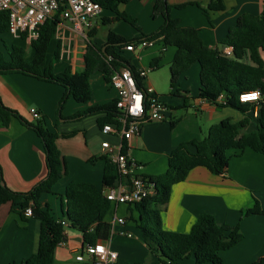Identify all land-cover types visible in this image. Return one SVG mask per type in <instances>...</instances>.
<instances>
[{
	"label": "crops",
	"instance_id": "0c3cea01",
	"mask_svg": "<svg viewBox=\"0 0 264 264\" xmlns=\"http://www.w3.org/2000/svg\"><path fill=\"white\" fill-rule=\"evenodd\" d=\"M137 1H140L139 7H135L137 5L129 7V2L118 6L120 12L127 14L135 22L138 21L140 10L144 15H151L153 9L152 0ZM166 1L171 7L170 18L178 20L181 26L196 29L203 44L209 48L219 47L240 15L259 16L264 10V0H221L225 9L208 11L207 17L202 9H206L215 0ZM180 5L186 6L182 9L177 8ZM104 11L106 10H102L94 19L92 28L94 34L89 35L88 42L97 47H103L106 37L99 43L93 42L99 25L107 27L120 22L107 24L108 20L113 18V14ZM156 18L154 20L156 19L157 27L160 28L164 19L162 16ZM7 33L10 34L9 32L0 34V45L4 44L8 52L6 59L0 48L5 61L10 60L11 47L15 46L14 42H11L8 50L6 44L1 42V37ZM114 33L123 37L116 31ZM10 35L14 39L24 40L30 48V41L26 38H22L21 35ZM55 39L60 45V53L52 72L60 74L67 67L72 73L82 71L86 44L84 45L73 33L67 21L59 18ZM156 44L162 43L157 42L148 48H153ZM156 53L155 49H151L148 53L141 52L140 56L124 58L130 61L135 70H145L142 56L147 54L152 56ZM58 62H61V65L57 64ZM149 67L146 70L157 69L156 61ZM141 84L144 87L151 86L159 95L147 75ZM90 86L91 98L88 104H79L68 98L61 105L64 89L60 85L18 72L0 74V99L3 105L17 112L29 125L59 135L55 144L64 162L66 176L55 184L53 194H44L40 198L41 204L48 205L56 219L62 217L63 209L58 204L60 195L64 193L69 183L92 184L103 195L107 190L102 183L104 161L100 154V143L106 140L117 145L119 139L113 135L101 134L99 121L105 117L103 113L77 121H71L70 118L87 108L115 101L117 93L101 74L91 78ZM198 89L199 84L193 93L186 90L185 96L181 97L183 103L178 106H169L160 99L168 107L165 121L144 124L138 137L123 143V151L140 166L138 171L140 176L149 178L163 174L167 169L168 156L177 146L204 139L208 129L222 119L229 118L233 122H238L244 117L229 107L218 108L212 103L199 100L196 97ZM159 97L161 98L160 95ZM176 109H182L184 112L178 115L175 113ZM33 112L38 113L39 119L32 116ZM253 127L254 124L251 123L247 129L251 130ZM0 171L2 184L17 193L29 192L46 176L45 154L40 138L35 130L16 119H12L6 128L0 129ZM255 200L260 208L264 209V157L247 149L241 155L230 156L223 174H212L205 168L197 167L189 172L183 182L173 185L169 201L160 212L162 228L170 232L187 233L201 214H210L219 226H238L243 236L237 245L219 253L223 264H251L264 256V214L243 218L240 215L241 211L251 208ZM130 214L137 219L138 214L133 206L118 205L112 206L105 217L111 224V236L105 244L117 253L114 264H126L121 257L126 260V255L143 244L140 231L135 223L128 219ZM115 217L123 219V224L113 222ZM130 223L138 230V236L133 235ZM38 236V220L31 216L20 217L13 212L10 203L0 206V264H20L25 261L36 252ZM119 236L129 241L121 243L117 241ZM82 248L81 233L72 228L66 229L63 241L55 249L54 264H76L75 257ZM150 256L152 259L150 258L148 264H155L156 258L151 254ZM133 264L141 263L134 260ZM187 264H193V261Z\"/></svg>",
	"mask_w": 264,
	"mask_h": 264
},
{
	"label": "trees",
	"instance_id": "16d2710c",
	"mask_svg": "<svg viewBox=\"0 0 264 264\" xmlns=\"http://www.w3.org/2000/svg\"><path fill=\"white\" fill-rule=\"evenodd\" d=\"M95 1L102 10L113 14V18L109 19L107 24L125 21L135 27V20L118 10L119 5L131 0ZM152 1V15L162 16L163 25L150 36L137 40H126L108 31L103 45L104 52L101 50L102 47L88 42L83 56L82 71L72 73L67 67L62 73L54 74L52 65L46 66L47 49L55 39V30L59 23L57 13L45 20L38 29V37L30 41L33 56L27 58L24 49L12 46L10 60L5 61L0 51V74L18 72L56 83L64 89L61 105L68 98L86 105L91 98L90 81L93 76L101 74L109 82L112 74L121 68L128 69L136 75L130 61L122 55L124 47L129 44L159 39L164 48L168 46L175 48L170 68L171 86L175 84L179 73L197 63L200 73L196 97L218 108L234 109L244 117L238 122H233L229 118L222 119L208 129L204 139L177 146L168 156L166 171L148 178L149 183L153 185V195L139 203L129 205L135 208L137 219L131 214L128 219L134 222L140 231L143 244L156 258L155 264H180L189 258H193V264H223L219 253L231 249L243 238L238 226H219L212 215L204 213L195 220L189 232H170L162 228L160 212L169 201L172 186L183 182L194 168L202 167L212 174H223L230 156L241 155L247 149L264 157V10L259 16L240 15L235 26L228 30L220 45L232 47L233 57L229 58L224 56L218 47L212 49L204 45L196 29L181 26L178 20L171 19L169 16L171 7L166 0ZM185 6L180 5L177 8L182 9ZM224 9L222 1L215 0L202 11L208 17V11ZM8 24V12L0 11V34L8 32ZM93 34L92 30L89 35ZM21 36L25 38L24 35ZM59 50L58 43L53 57L54 62L59 59ZM136 82L142 87L141 80L136 79ZM250 91H258L259 100L256 103H241L239 95ZM219 96H222L221 100H218ZM115 101L87 108L73 115L70 120L77 121L103 113L105 117L99 121V125L101 127L104 124L113 125L117 115ZM255 110L257 115L253 116ZM248 113L251 115H247ZM12 119L35 130L44 149L47 171L43 180L26 193L13 192L3 185L0 171V206L10 203L13 212L20 217H24V210L30 208L31 217L39 221L37 250L20 264H54L55 249L63 241L64 232L68 228L81 233L83 246L108 241L111 236V224L105 217L113 205L92 184L71 182L66 186L64 193L60 195L63 211L59 219L52 216L48 205L41 204V196L53 194L55 184L66 176L64 162L55 144L59 135L29 125L17 112L5 107L0 99V129L6 128ZM251 123L254 127L248 130L247 127ZM102 159L104 161L102 183L104 187H111L118 179V173L109 159L104 156ZM257 214H264V209H261L255 200L251 208L241 211L240 217ZM61 221L66 225H62ZM76 264L94 263L88 260ZM251 264H264V256Z\"/></svg>",
	"mask_w": 264,
	"mask_h": 264
},
{
	"label": "built area",
	"instance_id": "2783aa9c",
	"mask_svg": "<svg viewBox=\"0 0 264 264\" xmlns=\"http://www.w3.org/2000/svg\"><path fill=\"white\" fill-rule=\"evenodd\" d=\"M0 11L8 12V32L15 36L24 35L28 41L38 37V29L46 19L59 13V18L68 22L73 33L82 42H88L94 19L102 9L95 0H0ZM157 42H160L159 39L141 40L125 46L123 50L129 52L142 50L152 47ZM218 49L224 56L233 57L231 46L220 45ZM135 72L136 75L128 69L121 68L112 74L109 85L117 93L115 101L117 115L115 124H104L100 130L103 135H113L119 139L117 145L106 140L100 143L101 156L109 159L118 173V179L113 186L107 187L104 193L106 200L113 206L134 205L153 195V185L149 183L148 178L138 174L140 166L123 151V143L138 137L144 124L165 121L168 111V107L151 86L137 85L136 79L142 82L148 70L140 69ZM259 98L258 91L239 95L241 103H256ZM221 99L222 96H219L218 100ZM253 115H257L256 110ZM32 116L35 119L40 117L37 112H33ZM24 215L31 216V209L26 208ZM113 222L123 224V219L115 217ZM61 224L66 225L64 221H61ZM88 260L94 264H114L117 253L110 250L105 242L98 241L94 245L83 246L75 257L76 263Z\"/></svg>",
	"mask_w": 264,
	"mask_h": 264
},
{
	"label": "rangeland",
	"instance_id": "374dc122",
	"mask_svg": "<svg viewBox=\"0 0 264 264\" xmlns=\"http://www.w3.org/2000/svg\"><path fill=\"white\" fill-rule=\"evenodd\" d=\"M140 1L137 0H131L129 1V7L132 5H137L135 7L140 6ZM108 12L107 10L104 11V13ZM140 15L138 17V21L135 22V27L131 26L130 24L126 23L125 21H120L118 23H113L111 26H105V25H99L96 35L94 36L95 43H99L104 39L108 31L117 32L120 35H122L126 40H131L132 38L135 39H141L142 37L150 36L151 34L155 33L159 28L157 27L156 23V17H153L152 13L151 15H144L143 11L140 10ZM154 18H156L154 20ZM1 42H4L10 50L11 42H14L15 46L21 47L26 51L27 58H30L33 54L32 50L27 46V44L24 42V40H17L12 38L10 34H5L2 37ZM57 40L53 39L47 49L46 53V66H49L50 64L55 66V63L53 61L54 54L57 50ZM84 45L87 44V42H83ZM1 51L4 54V57L8 59L5 48V45L1 43L0 45ZM155 49L157 51L156 54H153L152 56L150 54L142 56L143 62L145 63V69L150 68L149 65L156 61L157 63V69H150L147 73L148 80L152 83V86L156 89L158 94L161 96V100L169 104V106H178L181 105L183 102L181 100L182 96H185V91L189 90L191 93L195 92V90L198 88L199 84V73H200V67L197 63H194L190 65V67L181 73L178 74L175 84L173 86L170 85V68L172 66L175 49L173 47H167L165 52L163 51L162 44H156L153 48H148L146 50L147 53L151 50ZM31 50V52H30ZM143 51L136 50L135 52H129L127 50H123L122 55L123 57L130 58V56H140V53ZM145 54V52L143 53ZM134 62V60H132ZM57 64L61 65V62H58ZM182 107V106H181ZM184 112L182 109H176L175 113L180 115ZM60 205V204H58ZM130 228L132 229L133 235L139 234L138 230L133 224H129ZM120 238L117 240L121 243L124 241H129V239L124 238L122 236H119ZM126 239V240H124ZM139 244V243H138ZM140 245V244H139ZM121 246V244H120ZM85 257L87 255L85 254ZM125 258H122V261H126V264H133L134 260H138L141 264H148V261L152 257L150 256L147 248L144 244L142 246L136 249H133L131 253L126 255ZM185 259L182 261L181 264H187L189 261H193V258Z\"/></svg>",
	"mask_w": 264,
	"mask_h": 264
},
{
	"label": "water",
	"instance_id": "95a60500",
	"mask_svg": "<svg viewBox=\"0 0 264 264\" xmlns=\"http://www.w3.org/2000/svg\"><path fill=\"white\" fill-rule=\"evenodd\" d=\"M101 50H102V52H104L105 51V46H103ZM108 59H110V58L108 57Z\"/></svg>",
	"mask_w": 264,
	"mask_h": 264
}]
</instances>
